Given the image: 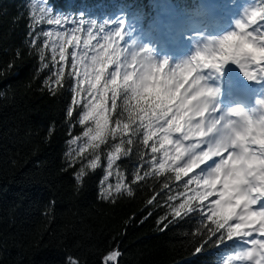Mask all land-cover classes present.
<instances>
[{
	"label": "trees",
	"instance_id": "trees-1",
	"mask_svg": "<svg viewBox=\"0 0 264 264\" xmlns=\"http://www.w3.org/2000/svg\"><path fill=\"white\" fill-rule=\"evenodd\" d=\"M241 1L0 0V264H105L104 257L113 251L120 255L110 264H241L237 255L247 250L249 237L228 239L225 235L221 242L218 236L225 229H217L215 215L207 218L212 215L210 209L187 213L180 207L196 195L193 189L197 185L186 186L187 180L203 172L194 168L187 176L175 178V169L185 166L186 157L173 161L174 145L157 142L164 140V131L155 127L158 121L154 118L161 107L159 96L153 98L155 90L139 100L130 96L126 110L131 119L126 113L117 115L123 112L122 94L116 98L117 109L112 110L109 93L110 127H115V119L129 125L123 132V147L130 148L128 156L115 162L112 176L105 179L107 154L120 142L119 137L109 138L95 153L86 148L84 159L77 157L75 163L68 155L84 146L83 132L95 127L92 121L79 123L88 85L78 84L70 73H80L83 81L85 69L92 72L93 55H99L101 49L116 55L100 42L106 26L113 21L127 27L137 24L152 40L164 31L167 44L178 43L192 28L226 30ZM249 1L255 8L264 7V0ZM214 10L220 12L218 17ZM49 19H59L75 29L67 35L55 29V24L49 25ZM69 40L73 42L66 43ZM157 44L165 47V41ZM61 45L67 57L64 62H59ZM73 53L79 58L76 69L71 68ZM120 58L122 75L118 79L122 82L127 68L124 56ZM61 67L63 76L57 85L55 74ZM114 70L109 64L105 78L110 79ZM223 76L227 80L225 72ZM103 83L102 79L101 87ZM76 88L81 89V95L74 105ZM136 120L141 123L137 125ZM171 127L166 133L168 140L182 142ZM140 129L145 139L155 132L147 145ZM76 136L81 140L73 145L70 141ZM127 139L133 140L131 146ZM153 143L158 148L156 154L151 153ZM165 151L171 154L168 158ZM95 154L100 156L98 167H85ZM161 163L163 171L159 170ZM81 167L85 174L78 180ZM137 174L142 179H134ZM118 182L122 184L120 192L114 187ZM109 184L113 188L106 193ZM213 199L219 198L193 199L191 205L203 206ZM232 223L238 221H229Z\"/></svg>",
	"mask_w": 264,
	"mask_h": 264
},
{
	"label": "snow or ice",
	"instance_id": "snow-or-ice-1",
	"mask_svg": "<svg viewBox=\"0 0 264 264\" xmlns=\"http://www.w3.org/2000/svg\"><path fill=\"white\" fill-rule=\"evenodd\" d=\"M41 11L43 12L44 9H41ZM47 22L49 25L62 23L58 19H49ZM259 24H264V7L253 9L248 14L246 21H239L237 27L239 31L229 32L219 40L215 47H211L209 50L210 46H206L205 50L198 51L190 61L177 65L175 69H181L178 74L175 69L170 70L169 73H162V68L169 65V61L164 59L161 62H155L145 55L147 52L145 49L140 53H143L146 63L137 61L140 64V71L137 72L135 68L124 71L121 82L118 78L122 75V63L116 48L112 49V52L116 55H107L103 49L100 50L99 55H93L91 57L92 72L89 73L85 69L83 81L79 80L80 73L76 71L70 73V77L77 78L78 84L86 82L88 85L85 90L88 99L84 101V111L80 115L79 123L84 125L86 122L92 121L95 124L94 128L88 127L83 132V137L85 138L84 146L77 147L68 153L72 158L70 162L75 163L77 157L84 159L82 154L86 148L93 149V153H95L109 138L115 140L119 137L120 142L115 143L112 151L107 154V176L105 179L112 176L111 169L115 162L122 157L128 156L130 148L125 149L123 147L125 144L123 132L129 125L123 123L121 119H115L113 121L115 127H110L109 117L111 113L106 107L109 93L112 94V110L117 109L116 98L122 94L123 112H117V115L123 116L126 113L127 118L131 119L129 111L126 110V104L130 96H135L139 100L141 96H146L150 91L155 90L153 98L159 96L157 103L161 106L157 110L159 114L154 118L158 121L155 127L164 131V140L157 142L163 143L167 141L169 145H174L175 155L171 156L173 161L186 157L185 166L175 169V178L179 180L181 175L187 176L194 168L200 170L202 168L201 165H206L212 158H219V163L211 168L210 171L202 173L200 176L194 174L187 180L186 186L194 182L197 185V188L193 189L196 195L194 197L189 196L188 201L180 207L186 208L187 213L193 211L202 212L204 207L210 209L212 215L207 218L211 220L213 215H215L217 217V229H225V232L218 236L221 242L225 239V235L228 239L241 236L251 237L249 241L251 247L237 256L251 260L253 264H264V116L259 119H253L247 113L241 112L240 109H234L233 111L241 118L240 127L233 128L231 134H227L213 146L207 147V151L197 145L195 151L189 153L187 145H184L179 140H168L166 133L173 129L171 126H174L176 133H182L186 124L188 125L187 131L191 132L190 125L193 116L199 115L203 118L205 112H208L209 98L214 96L219 90L205 84V77L202 75L203 69L214 67L217 70H221L228 62H235L240 68H244L246 62H250L257 71L255 74L251 71H245L244 75L249 80L264 79V33L256 31V27ZM249 25L252 26L251 30H248ZM91 30L89 29V31ZM99 32L103 33L104 31L101 28ZM254 32L257 35H253ZM47 35L49 33H45V36ZM111 35L118 40H123V34L120 30ZM72 42V40L66 41V43ZM76 44H79V41H76ZM105 47H110V45H105ZM56 51V47L53 46L52 60L54 63L57 62ZM206 52L207 54H205ZM41 56L43 58V52H41ZM66 59L65 49L61 45L59 47V62H64ZM71 59V68L76 69L79 58L73 53ZM133 59L135 60V55H133ZM109 64L113 65L115 70L109 73L110 79H106L105 71ZM55 75L57 77L56 84L59 85L60 77L63 76V68H59ZM89 76H91V79H88ZM190 76L191 80H189ZM102 79L104 83L101 87ZM185 82L190 87L192 84H195L196 87L188 91V89L184 88ZM182 88L184 89L183 92H181ZM80 95L81 89L76 88L72 98L74 105L79 103L77 97ZM261 103L264 104V101ZM67 115L69 117L73 115L72 108H69ZM200 121H203V119ZM136 123L139 125L141 122L136 120ZM122 124H124L123 129L121 127ZM165 125H169V128H165ZM205 132H207V129H205ZM205 132H200L199 136L204 138L208 135V132L207 134ZM141 134L143 135V144L147 145L152 136L155 135V132L151 131L146 139L145 133ZM80 140L81 137L76 136L70 143L75 145ZM126 141L129 146L133 143V140L127 139ZM197 150L199 154H197ZM157 152L156 143H153L151 145V153L156 154ZM170 155L168 151L164 152L165 158ZM99 163L100 156L95 154L93 158L87 160L85 167L95 170ZM152 163L154 164L155 160ZM164 167L163 163L159 164L160 171H163ZM84 174L85 168L81 167L76 174V178L79 180ZM134 179L140 180L142 177L137 174ZM114 187L116 192H120L122 184L118 182ZM201 187L203 188L202 191L200 190ZM112 188L113 185L109 184L105 192L110 193ZM214 196H218L219 199H213L211 203L203 206L191 205L193 199L207 201L208 198ZM175 215L179 217L181 213L177 211ZM233 220L238 221V223L229 224V221ZM212 234L216 235V232ZM257 235L260 236L259 239L256 238ZM119 255L118 251L111 252L104 257L105 264L115 261ZM72 264H75V262H72Z\"/></svg>",
	"mask_w": 264,
	"mask_h": 264
},
{
	"label": "rangeland",
	"instance_id": "rangeland-1",
	"mask_svg": "<svg viewBox=\"0 0 264 264\" xmlns=\"http://www.w3.org/2000/svg\"><path fill=\"white\" fill-rule=\"evenodd\" d=\"M252 1H242L239 4V8L238 11L236 12V14L233 16V18L230 20V23L232 24V28L234 31H239V29H237L238 27V22L239 21H246L247 20V16L248 14L251 13L252 9V5H251ZM59 20V19H58ZM112 25H110L109 27L106 26V30H105V34L101 35L100 38V42H103L105 45H110V47H105L106 49L108 48H116L117 49V53L120 57L124 56L123 58V63L124 66H126L127 70H130L132 68H135L137 70V72L140 71V64L137 63V61H140L141 63H146L144 60V56L143 53H140L142 50H147V52L145 53V55H147L149 57V59L155 61V62H161L162 57H164V55H162V52H159L156 50V45L153 42V40L151 38H148L147 36H145L140 30L137 24H133L129 27H127L126 24L122 23L121 21H113L111 22ZM55 29H60L63 32H66L67 35L71 34V31H73L75 29L74 26H65L64 23H60V24H55L54 26ZM252 26L249 25V29L251 30ZM84 29H87L86 27ZM117 30H120L123 34V40H118L115 36L111 35L112 33H115ZM70 31V32H69ZM256 31L258 33H264V24H259L256 27ZM210 37L209 38H205L204 41L202 42V39L200 37L201 40L198 39V44H200L202 42L201 45V50L203 51L205 50L206 46H210L212 47L213 45H216V43L218 42L217 39H215L216 37H213V33H210ZM253 35H257V33H253ZM105 37H107V39H105ZM218 37V36H217ZM166 40V38L160 37L158 36L155 40ZM211 49V48H210ZM159 52L161 54V58L160 60H157V55L156 53ZM197 52L193 51V53L188 56V57H184L182 59L176 60L173 63H169V66H164V68H162V73H166L167 71L170 72V70L175 69V67L177 65H181L184 64L188 61L191 60V58L196 54ZM207 54V52L205 53ZM133 55H135V60L133 59ZM171 67V69H170ZM224 68L228 71H230V73L228 74L229 78L231 79L230 81L227 82V84L225 82H223V76L222 74L218 73L217 69L214 67H209L206 68V76L212 78V82L210 80L206 81V85L210 86L213 89H218L219 91L212 97L209 98V105H208V112H214L215 109V102H220V101H224L227 99H234V94H235V86H234V82L237 78L242 77V75L244 74L245 71H251L253 72V74L256 73V69L252 67V64L250 62H246L245 67L244 68H240V66L235 63V62H228L225 64ZM177 74L181 71V69H175ZM204 70V69H203ZM202 70V72H203ZM257 83V88H255L254 91H258L257 92V96H258V102L257 104H252L254 107H252L248 102H245V98L244 97H249V94H244L241 93L239 91H236L237 93H241L243 96L240 101V97L239 98H235V101L232 103H229L228 105L224 104V107L227 108L226 110V114L227 117L228 115L231 113L234 115V118H229V121H227L225 124L227 125L226 127V131L223 133V135L221 136V138H212L209 137V134L212 132L213 130V126L216 120H214L213 118H211L210 121H208V119L206 120V122L200 121L201 119L206 118L208 115H204L203 118H201L199 115L193 116L192 118V123H191V132L187 131L188 125L186 124L185 129L183 130L182 133H178V136L180 138H182L184 143H187V146H189L190 150H194L197 145L199 146V148L204 147L206 148V151L208 150L207 147H211L213 146L215 143L219 142L222 138H224L227 134H231L232 133V129L233 128H239L242 121L241 118L238 114H236L233 110L234 109H240L241 112L247 113L248 115H250L253 119H259L260 117L264 116V104H262L261 102L264 101V79H257L254 80ZM186 83V82H185ZM232 85V86H231ZM193 84L191 85V87L187 84L184 86V88L188 89V91H191ZM184 89H181V92H183ZM255 94V92H254ZM262 95V98H260L259 96ZM226 96V97H225ZM215 98V99H214ZM214 99V101H213ZM222 103V102H221ZM222 106V105H221ZM205 129H207L208 135L205 136L204 138L200 137L199 134L200 132H205ZM207 132H205V134H207ZM197 144V145H194ZM206 145V146H205ZM217 163H219V158H212L206 165L201 166L203 173H207L208 171L211 170V168H213ZM219 191V189H218ZM218 197V196H216ZM219 198V197H218ZM257 239H259V236H256ZM251 239V237H250ZM251 247V245H249V247L247 248V250ZM246 250V251H247ZM242 264H253V262L251 260H246L243 259Z\"/></svg>",
	"mask_w": 264,
	"mask_h": 264
},
{
	"label": "bare ground",
	"instance_id": "bare-ground-1",
	"mask_svg": "<svg viewBox=\"0 0 264 264\" xmlns=\"http://www.w3.org/2000/svg\"><path fill=\"white\" fill-rule=\"evenodd\" d=\"M158 36L163 37V38L166 37V35L163 32H160Z\"/></svg>",
	"mask_w": 264,
	"mask_h": 264
}]
</instances>
